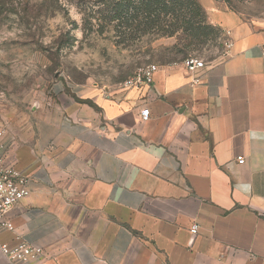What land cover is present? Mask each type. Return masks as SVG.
<instances>
[{"label": "crops", "instance_id": "1", "mask_svg": "<svg viewBox=\"0 0 264 264\" xmlns=\"http://www.w3.org/2000/svg\"><path fill=\"white\" fill-rule=\"evenodd\" d=\"M198 1L231 42L198 83L173 63L150 86L56 85L4 134L0 158L29 193L0 245L43 256L0 264H264V20Z\"/></svg>", "mask_w": 264, "mask_h": 264}, {"label": "rangeland", "instance_id": "2", "mask_svg": "<svg viewBox=\"0 0 264 264\" xmlns=\"http://www.w3.org/2000/svg\"><path fill=\"white\" fill-rule=\"evenodd\" d=\"M215 1L242 18L264 20V0ZM195 3L200 4L187 3L190 11ZM145 5V0H0V129L7 138L35 122L36 112L52 103L56 85L123 84L147 64L188 57L205 63L225 52L227 36L206 14L190 15L186 3L179 8L168 0Z\"/></svg>", "mask_w": 264, "mask_h": 264}, {"label": "built area", "instance_id": "3", "mask_svg": "<svg viewBox=\"0 0 264 264\" xmlns=\"http://www.w3.org/2000/svg\"><path fill=\"white\" fill-rule=\"evenodd\" d=\"M226 50L231 47L230 40L225 43ZM225 50V51H226ZM182 67L186 74L193 75V83H198L201 71L205 67V63L195 57H188L182 63ZM159 70V66L155 64L144 65L134 72L123 83L124 88H139L142 86H150L153 83L154 74ZM139 116L141 121H149L150 115L147 108L140 109ZM5 131L0 129V141ZM4 149V145L0 143V150ZM239 164L243 163V159L238 160ZM29 178L19 173L14 166L4 163V159L0 158V228L7 231H13L11 222L7 219V214L22 199L27 197ZM198 225L194 224L190 232L195 235ZM0 251L7 261L12 263H25L36 261L43 256V250L40 247L19 243L14 247H8L5 244L0 245Z\"/></svg>", "mask_w": 264, "mask_h": 264}, {"label": "trees", "instance_id": "4", "mask_svg": "<svg viewBox=\"0 0 264 264\" xmlns=\"http://www.w3.org/2000/svg\"><path fill=\"white\" fill-rule=\"evenodd\" d=\"M151 1H153V0H145V2H147V5H145V8H147L148 7V3L150 4V2ZM168 2H169V4H176V6H178L179 8L180 7H182L183 5H184V3H186V7H187V9L186 10H189V8H188V5H187V3H189V0H168ZM168 4V3H167ZM194 5V9L193 10H189L191 13H189L190 15L192 14V15H194V16H204V14H205V11L203 10V8L200 6V4L198 5V4H193ZM168 7V5H164L163 4V8H167ZM177 10H178V8H177ZM153 19L152 18H149V21H152ZM148 21V22H149ZM179 23H180V21H179ZM177 24V23H176ZM176 24H174V25H176ZM193 24L194 23H191L190 24V26H192L193 27ZM200 24H202L201 23V21L199 22V24H196V26L197 27H195V29L194 30H196L197 31V29H198V27L200 26ZM161 31L163 32V34H169V36L173 33V30L171 31V30H165L164 31V29H161ZM168 32V33H167Z\"/></svg>", "mask_w": 264, "mask_h": 264}]
</instances>
